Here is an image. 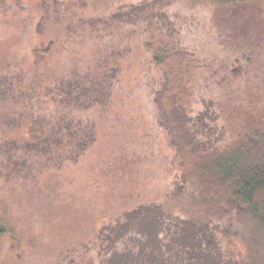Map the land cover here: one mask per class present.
<instances>
[{
	"label": "rangeland",
	"instance_id": "rangeland-1",
	"mask_svg": "<svg viewBox=\"0 0 264 264\" xmlns=\"http://www.w3.org/2000/svg\"><path fill=\"white\" fill-rule=\"evenodd\" d=\"M202 1L191 9L187 0H50L44 9L41 0H0V81L11 87L0 99V226L6 231L0 264H103L98 233L142 205L190 221L208 216L212 226L224 227L215 209L151 192L179 174L177 152L154 108L162 73L144 44L143 24L154 11L176 22L183 44L199 58L195 110L205 111L211 126L219 115L215 144L264 121V0ZM50 44L46 58L35 54ZM236 68L241 74L233 78ZM112 69L118 81L102 106L73 107L70 114L51 99L62 97L63 83L88 82L85 76ZM64 113L95 125L97 141L78 162L56 167L22 151L13 152L16 161L5 160L6 143L34 140L42 117ZM232 223L239 238L223 249L241 260L251 225L244 218ZM131 242H120V250Z\"/></svg>",
	"mask_w": 264,
	"mask_h": 264
},
{
	"label": "trees",
	"instance_id": "trees-1",
	"mask_svg": "<svg viewBox=\"0 0 264 264\" xmlns=\"http://www.w3.org/2000/svg\"><path fill=\"white\" fill-rule=\"evenodd\" d=\"M187 1L191 9L203 2ZM41 3L45 9L50 0ZM168 17L154 11L143 24V32L144 44L162 73L161 86L153 95L154 108L177 152L179 174L169 185H158L151 192L156 195V190H162L160 194L194 209H215L225 225L212 226L208 216L190 221L160 206L142 205L126 212L123 220L100 230L95 244L100 247L99 254H105L102 263L264 264V121L254 122L233 141L215 144L219 115L212 117L216 123L211 126L206 112L195 110L193 86L201 68L199 58L183 44L182 31ZM52 48L50 44L35 54L43 60ZM105 71L92 78L85 76L88 82L63 83L62 97L51 99L70 114L73 107L87 109L91 104L108 103L111 90H115L114 82L118 81V70ZM240 74L239 68L232 72L233 78ZM5 84L6 80L0 81V99L11 91ZM122 98L124 103L129 100L126 94ZM218 103L214 105L216 109ZM95 130L94 123L86 124L77 113H64L56 119L42 117L34 140L6 143L2 152L10 162L16 161L15 151L35 152L44 163L60 167L78 162L95 145ZM234 218H244L251 225L241 260L223 249L224 242L231 244L239 238ZM5 234L0 226V236ZM127 241L131 244L120 250L119 243Z\"/></svg>",
	"mask_w": 264,
	"mask_h": 264
}]
</instances>
